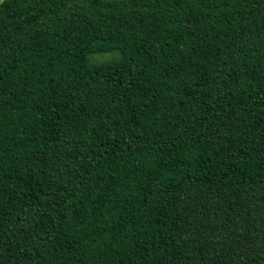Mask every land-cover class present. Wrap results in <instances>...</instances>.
I'll return each instance as SVG.
<instances>
[{"label":"trees","instance_id":"16d2710c","mask_svg":"<svg viewBox=\"0 0 264 264\" xmlns=\"http://www.w3.org/2000/svg\"><path fill=\"white\" fill-rule=\"evenodd\" d=\"M0 264H264V0H0Z\"/></svg>","mask_w":264,"mask_h":264}]
</instances>
